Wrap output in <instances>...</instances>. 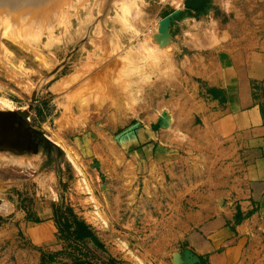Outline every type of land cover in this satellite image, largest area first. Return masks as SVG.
<instances>
[{
	"label": "rangeland",
	"instance_id": "rangeland-1",
	"mask_svg": "<svg viewBox=\"0 0 264 264\" xmlns=\"http://www.w3.org/2000/svg\"><path fill=\"white\" fill-rule=\"evenodd\" d=\"M184 1H0V111L31 105L36 132L0 149V264H185L217 168L141 134L170 133L188 54L218 34L264 68V0Z\"/></svg>",
	"mask_w": 264,
	"mask_h": 264
},
{
	"label": "crops",
	"instance_id": "crops-1",
	"mask_svg": "<svg viewBox=\"0 0 264 264\" xmlns=\"http://www.w3.org/2000/svg\"><path fill=\"white\" fill-rule=\"evenodd\" d=\"M215 41L188 54L170 133L149 125L141 136L149 148L200 147L217 168L220 180L187 207L195 218L180 223L200 263L264 264V68L254 70L250 51L225 32Z\"/></svg>",
	"mask_w": 264,
	"mask_h": 264
},
{
	"label": "water",
	"instance_id": "water-1",
	"mask_svg": "<svg viewBox=\"0 0 264 264\" xmlns=\"http://www.w3.org/2000/svg\"><path fill=\"white\" fill-rule=\"evenodd\" d=\"M205 3L206 0H185L184 7L192 11H201L204 10ZM177 14L178 12L175 11L173 14L169 15L163 21V26H166ZM34 100L35 93L31 97V101L34 102ZM30 109L31 105H29L28 109L16 110L15 112L0 111V149L7 147L14 142L24 144L26 140H29L32 132H35L29 127ZM42 137L44 140L48 141L44 136ZM199 263L200 260L196 256H193L190 250H187L185 264Z\"/></svg>",
	"mask_w": 264,
	"mask_h": 264
},
{
	"label": "trees",
	"instance_id": "trees-1",
	"mask_svg": "<svg viewBox=\"0 0 264 264\" xmlns=\"http://www.w3.org/2000/svg\"><path fill=\"white\" fill-rule=\"evenodd\" d=\"M200 264H205V263L201 261V263H200Z\"/></svg>",
	"mask_w": 264,
	"mask_h": 264
}]
</instances>
